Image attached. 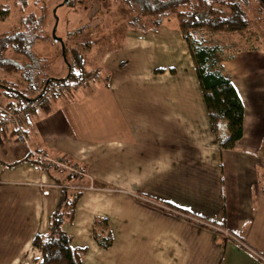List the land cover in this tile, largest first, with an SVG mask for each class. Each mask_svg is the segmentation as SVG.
I'll return each instance as SVG.
<instances>
[{"label":"crops","instance_id":"0c3cea01","mask_svg":"<svg viewBox=\"0 0 264 264\" xmlns=\"http://www.w3.org/2000/svg\"><path fill=\"white\" fill-rule=\"evenodd\" d=\"M10 12L0 14V30ZM165 27L127 29L91 66L98 79L72 99L31 103L20 115L27 142L0 123V264L39 260L31 240L59 197L27 156L82 170L74 215L63 224L71 245L84 249L82 264H264V50L220 61L243 104L241 137L221 149L186 44L176 39L173 50L170 32L158 43L151 34ZM39 42L32 47L41 52ZM158 49L165 59L152 57ZM133 53L140 64L126 72ZM9 85L29 91L19 73L0 67L2 104ZM96 217L111 231L106 248L91 235Z\"/></svg>","mask_w":264,"mask_h":264},{"label":"trees","instance_id":"16d2710c","mask_svg":"<svg viewBox=\"0 0 264 264\" xmlns=\"http://www.w3.org/2000/svg\"><path fill=\"white\" fill-rule=\"evenodd\" d=\"M88 1H64L66 4L78 3V6L86 12L88 21L68 32L64 42L58 41L62 46L60 57L66 68L65 75L60 77H53L42 71L39 60L43 61L44 56L38 55L32 49L35 42L51 43L55 41L54 38L56 39L53 36V23L48 20L47 10L43 4L38 6L33 2L32 6L25 0L21 3L15 0V4L10 6L0 5L1 15L12 6L19 9L17 26L0 33V67L9 74L19 73L29 89L24 92L15 86L14 88L7 86L4 90L7 101L3 105L16 112L27 107L29 112L30 104L36 106L35 101L41 96H46L47 101L54 95L72 99L81 88L88 86L95 78L98 79V68L96 66L89 68L87 59L89 50L97 44H109L115 47L121 44L127 29L142 31L157 29L173 17L193 62L217 144L221 149L231 148L242 134L243 104L220 61L232 58L240 50L227 53L228 46L217 42L216 38L208 43L204 32L207 31L212 35L213 32L248 29L249 13L252 12L254 15L264 13V0ZM115 4L123 6L125 12L116 15L119 23L113 22L112 28H106L100 24L101 16L106 15L107 10ZM215 4L223 6L226 10L214 6ZM116 32L118 36H113ZM103 38L106 42L100 43L104 41ZM8 52L22 59L8 55ZM59 53H61L60 49ZM85 79L86 84H83L82 81ZM57 82L68 89L63 92L48 93L52 85ZM1 122L8 121L4 120L0 112ZM16 132L15 128L11 130L12 135ZM27 158L44 170L59 187V197L53 211L48 215L45 230L35 233L31 240V246L40 252L39 260H35V264H82L84 249L72 246L70 235L63 230V224L72 219L75 203L81 194L83 185L75 183L82 177V170L75 163L48 165L43 158L31 156ZM91 235L102 248L111 244V231L104 217H96L93 220Z\"/></svg>","mask_w":264,"mask_h":264},{"label":"rangeland","instance_id":"374dc122","mask_svg":"<svg viewBox=\"0 0 264 264\" xmlns=\"http://www.w3.org/2000/svg\"><path fill=\"white\" fill-rule=\"evenodd\" d=\"M8 1L12 2V0H8ZM18 1L21 3L23 0H18ZM25 1H27L28 4L32 6L34 5L33 2H35L36 5L38 6L43 4L44 8H46L47 10L46 15L48 17V20L51 21V23H53L52 25L54 27L53 36L56 37V39L54 38L55 41H51V43H45L43 41L39 42L41 43V46H40L41 52L37 49L36 45H34V49L36 51L38 50V52L42 54L41 56H44L43 61L41 59L39 60V63L41 65V70L53 77L63 76V74L66 73V68L63 65L62 59L60 57L62 54V46L59 45L58 41L60 42L61 40L64 42L66 40L68 32L73 31L75 28L79 27L80 25L88 21L86 12L78 6V3L66 4L64 3L65 0H25ZM91 1L92 0H89L88 2H91ZM107 1L110 2L111 0H107ZM214 6H218L220 8L225 9L223 6L218 5V4H215ZM12 7H11V12L9 16L7 17V20L3 22L4 24L2 25V30L0 31H6V30L12 29L17 26L18 20H17V15L15 13L16 9ZM107 11L108 12L106 15L101 16L100 24H102L104 27L106 26V28H110V27L112 28L113 22L119 23V20L117 19L116 15H120V12L121 13L125 12V8L123 6L115 4L112 6L110 10H107ZM263 18H264V13L254 15L252 12H250L248 29L243 30V31H234V32H213L212 35H209V33L206 31L204 32V36H205V39H208L207 40L208 43L209 41H212L214 40V38H216L215 40L216 41L218 40L217 42L225 44L226 47L228 46L227 53L232 50H237V49H239L240 51H245V49L250 50L249 48H254V49L261 48L262 50H264V19ZM164 25L166 26L164 30L160 29L159 31H156L155 33H151V34H154L155 41L158 43L157 39L163 40L164 36H166L168 32H170L171 34L169 37L171 38L170 41L172 43L173 50L177 49L176 42H175L176 39L178 41V44H180L181 46H184L185 42H183L180 31L177 28L176 20L173 17H171L170 20H168L167 23ZM118 29L120 30L119 27ZM103 30L104 28H102V31ZM113 36H118V33L116 32V35H113ZM116 38H114L115 41L117 40ZM102 40L104 41H101L100 43L106 42L105 38H103ZM77 42L78 40H76V43ZM166 43L168 45V42ZM110 47L111 46L109 44L107 45L97 44V46L89 50L87 53V59L89 61V68H92L91 66H93V64H95L99 60V56L102 53V51ZM59 49L61 50V53H59ZM8 55L12 57H17V59H22L19 56H16L12 52H8ZM129 56H131V54ZM152 57L155 59H165L164 56H162V54L160 53L159 49L155 50L154 55H152ZM131 59L136 64L135 66H133L132 61H130L129 63H127L126 61L127 66L121 67V68L126 67L125 69L126 72L133 69V67L136 69V65L138 66L140 64V61L135 58L134 53L132 54ZM260 63H262L261 68H264V58L261 60ZM124 64L125 63H123L122 65ZM8 87H11V86L9 85ZM152 87L153 86L142 85L140 92H143V91L147 92L151 90ZM75 184L83 185V184H80L79 182ZM29 250L31 251L32 248H30ZM30 254L32 256L33 253L29 252V255ZM26 262L28 264H32L30 261H26ZM26 262L23 261V262H20V264H27ZM34 263L35 262H33V264Z\"/></svg>","mask_w":264,"mask_h":264},{"label":"built area","instance_id":"2783aa9c","mask_svg":"<svg viewBox=\"0 0 264 264\" xmlns=\"http://www.w3.org/2000/svg\"><path fill=\"white\" fill-rule=\"evenodd\" d=\"M83 84H86V79L82 81ZM68 87H64L63 85H61L60 83H54L51 87V89L48 91V93L51 92H63L65 90H67ZM35 105L38 107H45L47 105V99L46 96H41L39 97L36 101H35ZM0 112L4 118V120L8 121L9 124L15 128L17 130L14 139L16 141H21V142H27L26 136L24 135V133L21 131V119H20V115L22 113H27L28 112V108L24 107L23 110L21 111H12L8 108H6L1 102H0ZM7 130V126L5 125H0V131L5 132ZM48 165H52L53 163H55L52 160H47L46 161ZM57 162V161H56ZM42 192L45 194L46 193V189H43Z\"/></svg>","mask_w":264,"mask_h":264}]
</instances>
